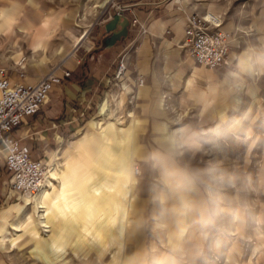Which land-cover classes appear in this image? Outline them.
I'll return each mask as SVG.
<instances>
[{
  "label": "rangeland",
  "instance_id": "1",
  "mask_svg": "<svg viewBox=\"0 0 264 264\" xmlns=\"http://www.w3.org/2000/svg\"><path fill=\"white\" fill-rule=\"evenodd\" d=\"M106 1L22 0L10 17L0 0V66L33 81L55 64L57 71L72 62L78 69L96 58L106 48L105 40L96 44L98 33H112L105 23L122 5ZM160 7L180 19L191 11L220 17L229 42L225 63L195 62L183 28L154 34L139 24L118 39L105 54L111 65L83 119L48 129V140L28 141L49 176L57 174L46 180L54 209L46 210L44 227L33 201L8 184L0 214L16 207L25 214H6L15 219L0 233V264H47L41 250L54 264H83L97 245L106 261L97 264H264V0H165ZM30 20L48 22L54 40L68 44L92 24L70 53L61 56L55 43L29 62L34 49L21 29L11 44L6 24ZM173 169L170 181L162 179ZM198 195L213 222L209 240L195 232L206 221L193 217Z\"/></svg>",
  "mask_w": 264,
  "mask_h": 264
},
{
  "label": "crops",
  "instance_id": "2",
  "mask_svg": "<svg viewBox=\"0 0 264 264\" xmlns=\"http://www.w3.org/2000/svg\"><path fill=\"white\" fill-rule=\"evenodd\" d=\"M5 1H7V4H3ZM21 1L22 0H1V7L7 13H10V17H12L14 16L12 14L16 13L17 4ZM109 1L110 0H107L106 2ZM164 1L165 0H121V4L125 6L126 13L124 15L129 20L128 33L133 29L134 26L139 24H141V26L147 24L148 30L154 34L161 33V31L166 29L168 26L175 32L181 31V29L184 27V23L189 12L186 13L182 19L178 18L177 16L162 14L161 10L163 7L160 6ZM193 5H196V3H193ZM7 18L8 20L10 19L9 17ZM7 24L6 27L9 28V31L12 33V36L9 37L11 44H15L17 41L16 39L18 36L16 37L15 35V33H17L16 29H21V31L24 33L23 37L25 38V41L34 49L27 55V60L30 62L34 59L35 53L40 52L41 48H52L55 43L58 45L57 47L60 49V53H63L61 56L66 55V53H70L72 50H74L76 45L82 43L84 32L92 24V21L88 25H85L86 27L69 44L62 42L61 40H54L56 38L48 33V22H44L42 25H37L34 23V21L30 20L27 21L26 24L15 23L12 25L9 22ZM103 34V32L98 33V40L96 41V44H99L102 42V40H105L107 36H104L105 34ZM114 48L115 45L106 47L104 52H102L96 58L90 59L87 57L84 61L80 62L81 64L79 65L78 69H76V64L74 62H72L71 65L66 66V68L70 69V75L65 78L63 83L54 85L49 93L48 100L42 105L40 111L36 115L25 117L22 124L15 131V135L21 137L22 141L26 142L28 145V141L34 142L38 140H48V129H53L60 125L71 126L78 119H83L81 116L84 115V111L90 105V101L93 99L99 85L104 80L106 70L111 65V62L105 63V54L111 52ZM60 59L61 57H59L58 60ZM5 60L6 56H3V61ZM54 66L50 67L48 70ZM243 66L245 69H247L245 65ZM8 73L14 80H18L16 76L12 75L10 72ZM137 96H139V93ZM163 141L166 145L170 144V139L168 137L163 138ZM31 154L35 157L33 152H31ZM6 172L10 176V173L7 171L3 161V165L0 163V199L5 197L7 186L9 184V180L6 183V180L3 179ZM175 174L176 170L174 169L167 171L162 175V179L170 181V178L175 176ZM171 189L172 191L170 193L172 196H176V189L174 187H171ZM198 198H200L199 195ZM204 203L205 202L201 199L200 205L199 203L197 205L200 209V212L196 214V216L193 215V217L196 219L202 217L206 221L196 225L195 232L196 235L198 233L200 235L205 234V239L209 240V235L207 234L206 230L212 226L213 222L209 218L210 213L208 212L206 204ZM173 207L179 208V205L174 204ZM11 211L12 209H7L0 214V233L3 232L5 228V222L7 220L11 221V219H15L11 218L10 216H6V214H10ZM217 254L218 256L223 255L221 252Z\"/></svg>",
  "mask_w": 264,
  "mask_h": 264
},
{
  "label": "built area",
  "instance_id": "3",
  "mask_svg": "<svg viewBox=\"0 0 264 264\" xmlns=\"http://www.w3.org/2000/svg\"><path fill=\"white\" fill-rule=\"evenodd\" d=\"M124 9V5H116L115 11L122 12ZM227 34L220 20L207 17L206 12L191 11L183 27V44L195 62L208 68H218L226 61ZM124 68L125 64L121 61L118 71ZM57 69L55 65L33 81H22L14 80L8 70L0 66V156L10 173L11 193L28 195L37 191L44 182L45 163L32 156L27 143L16 136L15 131L25 117L40 111L54 85L63 83L70 75L68 68ZM22 75L23 72H20L19 76ZM135 81L137 85H142L144 77L139 75Z\"/></svg>",
  "mask_w": 264,
  "mask_h": 264
},
{
  "label": "bare ground",
  "instance_id": "4",
  "mask_svg": "<svg viewBox=\"0 0 264 264\" xmlns=\"http://www.w3.org/2000/svg\"><path fill=\"white\" fill-rule=\"evenodd\" d=\"M206 16L207 17H211L213 19L215 18L216 21L217 20H220V17L218 18L217 15L214 16V15L210 14V12L206 13ZM122 71H123V69L119 70L118 76L120 75V73H122ZM107 111H108V103L105 101V102H103L102 107H101V114H105ZM52 170H54V169H52ZM49 172H50V169L49 170L46 169L44 182L41 185V187L37 191H35L34 193H31V194H28L27 196H25V198H27L26 200L33 201L34 207L38 211V214H39V216H40V218L42 220V224L44 225V227H48L47 226L48 225L47 224L48 222L45 221V217H46L45 212H46V210L48 208L51 209V210L54 209L53 208L54 205L51 206L50 205L51 201H50V203L48 201V197L51 196L52 192H51L50 187L49 188H46V182H47L46 180H48V178H50V177L57 178L56 177L57 174H56L55 171L54 172L52 171L50 176H49ZM49 183H50V181H49ZM50 186H52L51 183H50ZM62 195H64V192L63 191H62ZM11 212H12V214H14L15 216H18V217H20L21 215L25 214V210L22 209V207H16V208L12 209ZM49 227H50V225H49ZM16 229L18 231L19 230V227H16ZM28 232H29V234H31V233H36L37 231L35 230V228L34 229L33 228H30L28 230ZM32 241H34V243H36V244L40 243L39 241H36L34 239ZM90 247H92V245ZM95 248L98 249L97 252L89 253L88 256H87L88 257L87 258V261H84L83 264H97L99 259L104 261L103 256H102L104 254L102 253V251H100V248L101 247L97 245ZM52 249H54V248H52ZM108 249H109V251H113V249H112V247L110 245L108 246ZM40 255L43 257L44 261L47 264H54L53 261L51 260L50 255L46 251L41 250ZM76 256L78 258H81V255L79 253H77ZM104 262H106V261H104ZM79 264H81V263H79ZM106 264H110V263H106Z\"/></svg>",
  "mask_w": 264,
  "mask_h": 264
},
{
  "label": "water",
  "instance_id": "5",
  "mask_svg": "<svg viewBox=\"0 0 264 264\" xmlns=\"http://www.w3.org/2000/svg\"><path fill=\"white\" fill-rule=\"evenodd\" d=\"M117 25H120V27L117 28ZM128 25V18L122 12L115 11L110 19L105 23V29L107 31L112 30V33L105 38L106 47L112 46L121 37H126L128 34ZM86 32L87 31L84 32V35Z\"/></svg>",
  "mask_w": 264,
  "mask_h": 264
}]
</instances>
